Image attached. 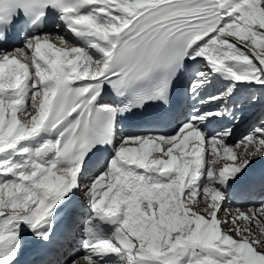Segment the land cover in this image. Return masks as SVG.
Instances as JSON below:
<instances>
[{
  "label": "snow or ice",
  "instance_id": "6c2138e0",
  "mask_svg": "<svg viewBox=\"0 0 264 264\" xmlns=\"http://www.w3.org/2000/svg\"><path fill=\"white\" fill-rule=\"evenodd\" d=\"M257 105L264 0H0V264L26 237L45 264H264V199L225 207L264 195V122L229 142Z\"/></svg>",
  "mask_w": 264,
  "mask_h": 264
},
{
  "label": "bare ground",
  "instance_id": "6f19581e",
  "mask_svg": "<svg viewBox=\"0 0 264 264\" xmlns=\"http://www.w3.org/2000/svg\"><path fill=\"white\" fill-rule=\"evenodd\" d=\"M61 34H63V33H61ZM242 91H244V90H241V92ZM239 98V97H238ZM263 114H264V112H263ZM259 168V170H257ZM256 169V170H255ZM261 177H264V161H261V162H259V163H257L254 167H253V170H252V172L250 173V178L252 179V180H255V181H258ZM237 188H239V186H236ZM260 200V199H259ZM258 200V201H259ZM229 206H231V203L230 204H226L225 205V207H229ZM27 242H28V237H26V239H25V245L27 244ZM39 244L38 243H36L35 245H34V247H33V249L32 250H30L29 249V253H35L36 252V250H37V246H38ZM25 247V246H24ZM77 247V246H76ZM79 247V246H78ZM78 247L76 248V249H78ZM75 248H74V250H76ZM79 251H80V248H79ZM18 264H19V262H18ZM27 264H31V263H27Z\"/></svg>",
  "mask_w": 264,
  "mask_h": 264
},
{
  "label": "rangeland",
  "instance_id": "374dc122",
  "mask_svg": "<svg viewBox=\"0 0 264 264\" xmlns=\"http://www.w3.org/2000/svg\"><path fill=\"white\" fill-rule=\"evenodd\" d=\"M259 108V106L257 105V106H254V107H248L247 109H246V115L247 114H251L253 111H255L256 109H258ZM253 122H255V121H253ZM252 122V123H253ZM261 122H263V121H261ZM261 122L260 123H256V124H254V125H252L247 131H251L254 127H257V126H259L260 124H261ZM248 124H250L251 125V123H250V120L248 121ZM223 210H221V212H222ZM220 212V213H221ZM220 213H218V214H220ZM219 219H223V218H219Z\"/></svg>",
  "mask_w": 264,
  "mask_h": 264
}]
</instances>
